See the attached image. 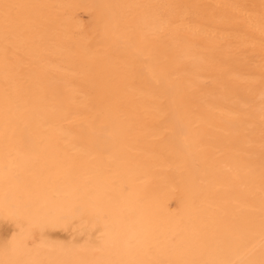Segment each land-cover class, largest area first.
<instances>
[{
  "label": "bare ground",
  "instance_id": "bare-ground-1",
  "mask_svg": "<svg viewBox=\"0 0 264 264\" xmlns=\"http://www.w3.org/2000/svg\"><path fill=\"white\" fill-rule=\"evenodd\" d=\"M0 264H264V0H0Z\"/></svg>",
  "mask_w": 264,
  "mask_h": 264
}]
</instances>
